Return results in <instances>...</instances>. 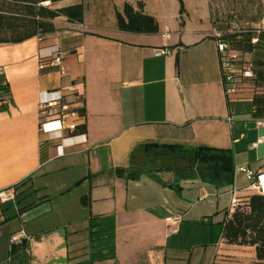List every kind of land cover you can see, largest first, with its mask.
Segmentation results:
<instances>
[{
  "label": "crops",
  "instance_id": "crops-1",
  "mask_svg": "<svg viewBox=\"0 0 264 264\" xmlns=\"http://www.w3.org/2000/svg\"><path fill=\"white\" fill-rule=\"evenodd\" d=\"M124 3L137 10L136 0H61L59 8L82 5L81 23L59 16L49 20L52 32L0 43V88L9 90L1 95L0 191L14 193L0 202V215L12 205L18 222L5 231L0 264H160L168 243L176 248L184 239L181 178L202 174L188 171V161L164 145L231 150V179L217 177L232 183L231 200L256 193L250 184L264 173V126H256L264 104L231 101L251 104L238 112L226 100L216 37L203 26H179L162 0L155 8L143 0L142 12L157 21L158 32L121 31L116 13ZM55 50L63 52V72L40 70V57ZM52 102L43 113L41 106ZM61 104L74 131L42 133L41 123L55 119ZM115 168L128 175L117 176ZM50 176L56 196L77 192L72 205L80 216L72 221H82V229L40 234L32 227L36 213L27 212L49 200L37 192ZM197 194L207 196L200 188ZM224 209L226 219L231 211ZM170 216L180 222L169 225ZM107 242L113 258L96 248ZM214 244L209 264H264L252 246L227 244L222 235Z\"/></svg>",
  "mask_w": 264,
  "mask_h": 264
},
{
  "label": "rangeland",
  "instance_id": "rangeland-1",
  "mask_svg": "<svg viewBox=\"0 0 264 264\" xmlns=\"http://www.w3.org/2000/svg\"><path fill=\"white\" fill-rule=\"evenodd\" d=\"M142 1L136 0V7L137 3ZM155 1L157 0H147L152 8L156 6ZM162 1L172 14H177L179 26H184L186 23L200 25L221 38L234 34L244 36L247 32L256 29L264 32V0H182V11H179L176 0ZM42 5L51 9L60 7V4L49 2ZM259 58L264 60V57ZM250 87L253 90L252 85ZM230 103L238 112L251 108V104L246 101ZM217 175L214 173V177L209 178L204 173L187 172L181 178V191L184 197L180 202L183 204L180 212L184 215V225L180 237L184 235V239L177 241L179 246L176 247L177 249L174 248L173 242L168 243L167 254L160 264H209L214 253V243L219 242L222 235V222L225 218L223 209H230L232 201V183ZM54 180L55 178L51 176L45 179L48 184L47 189L37 192L41 198H45L44 195L47 194L49 200L43 201L34 211L27 212L28 218H33L32 214L36 213V218L30 220L34 221L32 227L37 228L40 234H47L52 231L51 229L58 230L61 234L70 233L73 229H82L83 225L80 224L82 221L78 223L72 221L80 216L79 211L72 205V199L78 196L77 192L62 198L56 196ZM199 188L206 193L205 199H199L197 194ZM238 203L234 210L241 206L243 199ZM18 205L19 208L24 206L21 203ZM12 207V205L3 207L4 215H0L1 221L6 218L5 228H0L1 250L4 247L3 237L6 230L18 223L17 220H13V214L10 212Z\"/></svg>",
  "mask_w": 264,
  "mask_h": 264
},
{
  "label": "trees",
  "instance_id": "trees-1",
  "mask_svg": "<svg viewBox=\"0 0 264 264\" xmlns=\"http://www.w3.org/2000/svg\"><path fill=\"white\" fill-rule=\"evenodd\" d=\"M59 1L61 0H0V43H18L38 34L52 32L54 29L49 20L55 17L63 16L69 22H82L83 8L81 4L57 9L42 5L45 2L56 4ZM176 1L179 4V11H182L183 1ZM142 8L143 3L141 2L137 3V10L129 3H124L122 12L116 13L118 29L132 33H157V21L152 16L144 14ZM252 36L253 32L251 31L244 36L234 34L222 37L229 43L232 50L241 53L253 52V71L255 73V77L252 79H244L235 73V94L231 97L225 96L228 102L249 100L254 106L264 104V60L259 58L264 57V32L258 34V41L254 45L251 44ZM220 70L223 82L221 65ZM0 91H2L0 93V110H3L6 103L1 95L8 96L9 90L7 87H1ZM79 112L83 115V109ZM78 131L84 132L85 126L82 125ZM163 147L180 153L181 157L188 161V171H201L204 175H213V177L214 173H222L226 174L229 179L232 177L233 153L229 149L201 145L193 147L164 145ZM114 172L119 177L128 175V169L124 168H115ZM223 211L227 216V209ZM222 225V238L227 244L252 246L255 249L256 260L264 262V195L254 193L245 196L241 206L233 210L224 219ZM96 248L105 250L108 253L107 258H113V243L96 245Z\"/></svg>",
  "mask_w": 264,
  "mask_h": 264
},
{
  "label": "built area",
  "instance_id": "built-area-1",
  "mask_svg": "<svg viewBox=\"0 0 264 264\" xmlns=\"http://www.w3.org/2000/svg\"><path fill=\"white\" fill-rule=\"evenodd\" d=\"M253 36L251 38V44H256L258 41V34L262 32L260 29L253 30ZM216 37V51L218 53L219 62L223 72V88L224 94L226 97H231L235 94V73H238L240 77L244 79H252L255 77L253 71V52H239L232 50L227 41L223 40L218 35ZM164 53V52H161ZM62 59L63 52L60 50H55L53 53L40 57L39 68L44 67H57L60 73L63 72L62 68ZM56 104L55 102L42 105L41 109L43 113L48 106ZM69 114V109L66 104L60 105V111L57 114L55 119L43 121L40 125V131L42 133L52 134L56 132H62L67 130L72 133L75 129L74 124H65L64 120ZM55 125L53 129L50 128V125ZM256 126H264V120H257ZM258 143H252V146H256ZM240 170L246 173L247 177L251 179L252 173L247 171L244 167H241ZM250 188L256 192V194L264 195V173L257 174L254 180L250 184ZM14 199V193L11 190H1L0 191V202L4 203ZM239 200L232 199L230 211L232 212L237 205ZM167 223L171 226H175L180 222V218L176 216H170L166 219Z\"/></svg>",
  "mask_w": 264,
  "mask_h": 264
}]
</instances>
